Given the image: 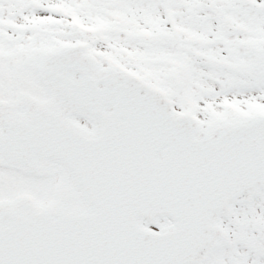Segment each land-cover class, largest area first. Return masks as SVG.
I'll return each mask as SVG.
<instances>
[{
	"label": "snow or ice",
	"instance_id": "snow-or-ice-1",
	"mask_svg": "<svg viewBox=\"0 0 264 264\" xmlns=\"http://www.w3.org/2000/svg\"><path fill=\"white\" fill-rule=\"evenodd\" d=\"M0 264H264V0H0Z\"/></svg>",
	"mask_w": 264,
	"mask_h": 264
}]
</instances>
